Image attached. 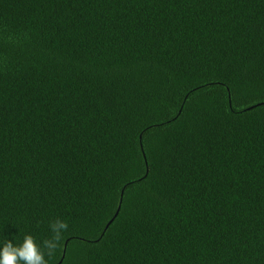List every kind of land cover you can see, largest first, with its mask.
Segmentation results:
<instances>
[{"label": "trees", "instance_id": "obj_1", "mask_svg": "<svg viewBox=\"0 0 264 264\" xmlns=\"http://www.w3.org/2000/svg\"><path fill=\"white\" fill-rule=\"evenodd\" d=\"M56 219L49 264H264V0H0V246Z\"/></svg>", "mask_w": 264, "mask_h": 264}, {"label": "clouds", "instance_id": "obj_2", "mask_svg": "<svg viewBox=\"0 0 264 264\" xmlns=\"http://www.w3.org/2000/svg\"><path fill=\"white\" fill-rule=\"evenodd\" d=\"M49 228L52 235L42 242V247L31 235H25L19 246L6 240L0 246V264H49V260L60 248L63 235L68 230V224L56 219L50 222Z\"/></svg>", "mask_w": 264, "mask_h": 264}, {"label": "water", "instance_id": "obj_3", "mask_svg": "<svg viewBox=\"0 0 264 264\" xmlns=\"http://www.w3.org/2000/svg\"><path fill=\"white\" fill-rule=\"evenodd\" d=\"M116 212H117V209H116L115 213L113 214V216H115Z\"/></svg>", "mask_w": 264, "mask_h": 264}]
</instances>
